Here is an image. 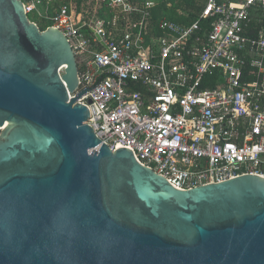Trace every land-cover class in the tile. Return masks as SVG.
<instances>
[{
  "label": "water",
  "instance_id": "95a60500",
  "mask_svg": "<svg viewBox=\"0 0 264 264\" xmlns=\"http://www.w3.org/2000/svg\"><path fill=\"white\" fill-rule=\"evenodd\" d=\"M78 83L63 32L0 0V264H264V176L176 188L101 141Z\"/></svg>",
  "mask_w": 264,
  "mask_h": 264
},
{
  "label": "built area",
  "instance_id": "2783aa9c",
  "mask_svg": "<svg viewBox=\"0 0 264 264\" xmlns=\"http://www.w3.org/2000/svg\"><path fill=\"white\" fill-rule=\"evenodd\" d=\"M22 2L67 37L69 97L90 88L77 101L111 150L179 189L264 176V0H203L190 23L155 20L153 0Z\"/></svg>",
  "mask_w": 264,
  "mask_h": 264
},
{
  "label": "trees",
  "instance_id": "16d2710c",
  "mask_svg": "<svg viewBox=\"0 0 264 264\" xmlns=\"http://www.w3.org/2000/svg\"><path fill=\"white\" fill-rule=\"evenodd\" d=\"M61 1V0H59ZM80 2V0H76ZM135 2H144L145 0H133ZM158 3L153 11L154 19L165 18L177 23H190L197 18L203 0H153ZM159 16V17H158ZM30 19L35 21L39 28L45 29L50 25L49 22L36 20L30 16ZM264 23V22H263ZM158 30V29H157Z\"/></svg>",
  "mask_w": 264,
  "mask_h": 264
},
{
  "label": "crops",
  "instance_id": "0c3cea01",
  "mask_svg": "<svg viewBox=\"0 0 264 264\" xmlns=\"http://www.w3.org/2000/svg\"><path fill=\"white\" fill-rule=\"evenodd\" d=\"M156 2V1H155ZM157 5H158V3L156 2V7H157ZM159 17V16H158ZM155 20H157L156 18H155Z\"/></svg>",
  "mask_w": 264,
  "mask_h": 264
}]
</instances>
